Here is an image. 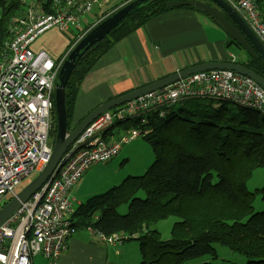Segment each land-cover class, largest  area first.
<instances>
[{
    "label": "trees",
    "instance_id": "trees-1",
    "mask_svg": "<svg viewBox=\"0 0 264 264\" xmlns=\"http://www.w3.org/2000/svg\"><path fill=\"white\" fill-rule=\"evenodd\" d=\"M188 1L153 0L87 51L65 89L68 131L77 125L76 95L93 66L151 18L173 9H192ZM256 4L264 22V0H256ZM20 11V0H0V60L7 54L9 28ZM219 14L240 36V40L228 36L225 46L249 47L227 15ZM247 68L264 79L263 61H252ZM143 121L114 127L125 132L139 129L151 147L153 162L143 175L127 177L77 205L76 226L106 236H126L124 243L138 241V264H186L205 257L214 264L218 259L215 245L246 258L245 264H264V212L254 213L252 208L255 196L264 198V186L254 192L246 188L252 173L264 169V117L228 103L187 100L168 110L165 118L152 113ZM53 122L52 145L54 99ZM108 133L103 134L105 139H110ZM122 205H127L125 215L117 213ZM170 217L178 221L171 226L169 239L162 240L155 226Z\"/></svg>",
    "mask_w": 264,
    "mask_h": 264
},
{
    "label": "built area",
    "instance_id": "built-area-1",
    "mask_svg": "<svg viewBox=\"0 0 264 264\" xmlns=\"http://www.w3.org/2000/svg\"><path fill=\"white\" fill-rule=\"evenodd\" d=\"M107 1L20 0L21 11L9 28L7 54L0 60V202L15 197L23 180L40 172L52 152L55 82L65 57L34 52L33 43L51 29L65 34L78 28L95 5L102 7ZM223 1L264 47V22L256 0ZM257 60L259 54L248 47L230 51L226 62L247 67ZM187 100L228 103L264 117V90L250 78L226 70L193 74L107 110L74 139L41 190L0 226V264H34L36 258L58 264L68 240L80 230L99 242L123 245L126 236L78 228L70 193L92 165L111 160L122 145L143 135L132 129L117 139H105L106 130L137 119L143 123L152 113L165 118L168 110Z\"/></svg>",
    "mask_w": 264,
    "mask_h": 264
},
{
    "label": "crops",
    "instance_id": "crops-1",
    "mask_svg": "<svg viewBox=\"0 0 264 264\" xmlns=\"http://www.w3.org/2000/svg\"><path fill=\"white\" fill-rule=\"evenodd\" d=\"M129 1L108 0L102 7H97L90 17L88 14L92 11L84 17L80 23V26H84L82 30L86 32ZM190 6V10L173 9L151 18L105 53L79 86L76 100L78 122L104 97L121 96L202 62H226L230 51L238 50L225 46L228 36L240 40L239 34L227 20L220 14H215L214 20L207 13L208 10L201 9L197 2ZM208 17H211L212 22ZM74 35L79 36L51 29L33 43L32 50L45 51L61 58L66 55L69 39L72 40ZM112 128L106 130L109 131L107 135H113L110 139L118 138L120 135L113 133L118 128ZM83 179L71 191L72 198L80 190ZM140 260L137 242H125L121 246L105 244L80 230L68 240L67 250L58 264H137ZM36 264H43V261Z\"/></svg>",
    "mask_w": 264,
    "mask_h": 264
},
{
    "label": "water",
    "instance_id": "water-1",
    "mask_svg": "<svg viewBox=\"0 0 264 264\" xmlns=\"http://www.w3.org/2000/svg\"><path fill=\"white\" fill-rule=\"evenodd\" d=\"M152 1L153 0L129 1L128 3L102 19L91 29H89V31H87V33L83 35V37L75 44V46L68 52V54H66L55 82L54 112L56 132L50 159L48 163L43 167V169L38 172L36 176L30 181V183L23 187L15 197L10 199L9 201L2 200L0 202V226L14 214L23 203L28 201L35 193L41 190L47 180L55 172L62 156L72 144L74 139L76 137H79L83 133V131L92 124L94 120H96L107 110L122 106L123 104L130 102L142 95L164 88L180 79H184L193 74L212 70H226L248 77L264 90V79L256 75L245 66L234 64L231 62H202L182 69L177 73L171 74L170 76L162 78L158 81L132 90L121 96L102 101L101 104L97 105L89 113L83 116V118L72 130L68 131L65 108V89L68 80L75 70L77 64L93 45L105 39L115 28L120 26L134 14L145 9L151 4ZM207 1L215 5L220 11L227 15L230 21L247 39L250 47L259 54L260 60L264 63V47L259 42L257 37L252 33V31L247 27L244 21L239 17V15L223 0Z\"/></svg>",
    "mask_w": 264,
    "mask_h": 264
},
{
    "label": "rangeland",
    "instance_id": "rangeland-1",
    "mask_svg": "<svg viewBox=\"0 0 264 264\" xmlns=\"http://www.w3.org/2000/svg\"><path fill=\"white\" fill-rule=\"evenodd\" d=\"M194 2H197L201 9H204V8L207 9L208 10L207 13H209V15L213 17L214 20H215V14L219 16L220 10L215 5L210 3L209 1L189 0L187 3L192 5ZM96 8H97V5H95L94 8L92 9V12L88 14L89 17L92 15L94 10H97ZM95 13H98V11H96ZM211 17H208V20L210 22H212ZM82 29H84V26H79L78 28H72L65 34L72 36V34L75 33L80 36L85 33V31H83ZM71 38L72 40L69 39L70 45H69V48L66 54H68V52L79 41L78 36L76 35H74ZM237 49L241 50L242 48L240 47ZM78 91H79V88H78ZM77 95H78V92H77ZM77 95H76V100H77ZM110 99L112 98L104 97L102 101H106ZM99 104H101V102H99L97 105ZM74 108L76 111V101H75ZM51 118H52V115H51ZM77 123H78V119H77ZM53 125H54V122L51 125L50 132L52 131ZM113 128L117 130L118 127H113ZM55 131H56V123H55ZM113 133L114 134L117 133V135L119 134L121 136L125 134V131H123L122 128H119L117 132L113 131ZM111 137H113V135ZM153 160H154V156L152 154L151 147L142 137H138L137 139L131 141L130 143L122 145L119 153L115 157H113L111 160L105 163L94 164L89 168L86 176L83 179V183H82L80 190L77 191L73 196V199L75 201L74 206H77L79 203L81 204L85 203L87 199L93 196L103 194L104 192L108 191L111 187L119 185L123 181V179H126L127 177L143 175L146 169L148 168V166L153 162ZM35 176L36 174L35 175L32 174L31 176L23 180V182L17 189V193H19V191L23 187L29 184L30 181ZM263 186H264V169H257L252 173V177L246 185L247 191L254 192L256 189H260ZM138 197L144 198V194L139 193ZM252 208H253L254 213L264 212V198L262 195L255 196L254 201L252 203ZM117 213L119 215H125L127 213V205L120 206L117 209ZM177 221H178L177 218L170 217L166 220H163L157 223L155 227H157L156 229L160 233L162 240L169 239L171 226L173 225L174 222H177ZM129 242L139 243L138 241H134V240L129 241ZM214 248L218 256V259L214 264H245L247 262L246 258L238 254L230 252L225 247H222L220 245H215ZM40 260H41L40 258H36L35 262L39 263ZM203 263L210 264L212 263V261L210 260V257H205V258H201V259H198L192 262H188L186 264H203Z\"/></svg>",
    "mask_w": 264,
    "mask_h": 264
},
{
    "label": "clouds",
    "instance_id": "clouds-1",
    "mask_svg": "<svg viewBox=\"0 0 264 264\" xmlns=\"http://www.w3.org/2000/svg\"><path fill=\"white\" fill-rule=\"evenodd\" d=\"M103 19H104V18H103ZM91 28H92V27H91ZM91 28H90V29H91ZM88 31H89V30H88ZM85 33H87V31H86ZM83 35H84V34H83ZM82 37H83V36H82Z\"/></svg>",
    "mask_w": 264,
    "mask_h": 264
},
{
    "label": "bare ground",
    "instance_id": "bare-ground-1",
    "mask_svg": "<svg viewBox=\"0 0 264 264\" xmlns=\"http://www.w3.org/2000/svg\"><path fill=\"white\" fill-rule=\"evenodd\" d=\"M219 53V52H218ZM203 54H206V53H203ZM103 91H101L100 93H102Z\"/></svg>",
    "mask_w": 264,
    "mask_h": 264
}]
</instances>
